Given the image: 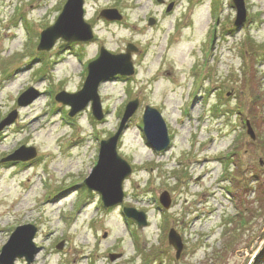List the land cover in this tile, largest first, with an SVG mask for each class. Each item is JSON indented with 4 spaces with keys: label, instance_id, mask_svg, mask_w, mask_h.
<instances>
[{
    "label": "rangeland",
    "instance_id": "374dc122",
    "mask_svg": "<svg viewBox=\"0 0 264 264\" xmlns=\"http://www.w3.org/2000/svg\"><path fill=\"white\" fill-rule=\"evenodd\" d=\"M66 1H0V123L17 112L0 131V160L21 146L37 153L0 162V254L18 226L33 224L39 251L31 264H264V0H243L240 29L234 0H85L95 38L39 51ZM107 8L123 20L100 18ZM128 43L139 50L129 52L136 73L100 84L103 121L90 105L70 117L57 94L82 89L101 47L119 54ZM29 88L40 96L19 106ZM136 98L140 108L118 143L132 175L123 203L108 210L84 183L101 141L117 133ZM147 105L167 124L165 152L146 142ZM166 192L168 208L160 203ZM124 208L144 213L148 225L139 229ZM171 231L183 244L178 259Z\"/></svg>",
    "mask_w": 264,
    "mask_h": 264
},
{
    "label": "water",
    "instance_id": "95a60500",
    "mask_svg": "<svg viewBox=\"0 0 264 264\" xmlns=\"http://www.w3.org/2000/svg\"><path fill=\"white\" fill-rule=\"evenodd\" d=\"M234 3L238 15L235 27L241 28L246 22L247 14L245 4L243 0H234ZM83 5L84 0L67 1L56 24L42 33L39 50H50L59 38H63L68 43L74 41H90L93 39L92 28L83 19ZM100 17L106 18L109 21L121 20L122 18L117 10H105L101 12ZM131 50L135 51V48L129 45L127 54L113 56L105 49H102L99 59L89 65L88 77L84 89L75 95L62 92L57 96V100L72 107L71 116L84 109L92 101L94 116L98 120H102L103 111L97 92L98 87L101 82L107 81L117 74H133V64L129 56ZM37 97L38 93L33 89H29L20 97L19 104L26 106L32 103ZM138 107V100L131 102L127 106L119 131L114 137L101 143L99 162L93 169L91 176L85 182L89 187L90 193L95 190L103 195V201L107 208L113 207L123 201L122 185L124 180L131 174V167L118 155L117 144L121 136V131L125 129L126 124L137 111ZM16 118L17 112L14 111L0 124V131L12 124ZM143 122L149 146L156 151L166 149L169 146L170 139L161 114L153 108L146 107ZM248 133L254 138V133L250 127ZM36 154L33 148L22 147L3 161H29L35 158ZM170 201L167 193L162 195L161 203L166 208L170 206ZM125 213L127 217L133 219L138 224L139 229L148 225L144 213L137 212L134 209H126ZM36 232L37 230L34 226L19 227L12 234L8 244L4 246L0 256V264H14L17 258H25L28 264H31L39 251L33 243ZM169 242L176 249V258L178 259L183 251V244L174 231H171L169 234ZM58 248L60 249V247ZM116 257L111 256L112 259Z\"/></svg>",
    "mask_w": 264,
    "mask_h": 264
},
{
    "label": "bare ground",
    "instance_id": "6f19581e",
    "mask_svg": "<svg viewBox=\"0 0 264 264\" xmlns=\"http://www.w3.org/2000/svg\"><path fill=\"white\" fill-rule=\"evenodd\" d=\"M12 35V36H11ZM9 34V35H5V42L4 43H7V42H9V40H11V37L14 39L15 38V35H13V34ZM4 43H3V45H4ZM2 214V213H1ZM0 214V215H1Z\"/></svg>",
    "mask_w": 264,
    "mask_h": 264
}]
</instances>
